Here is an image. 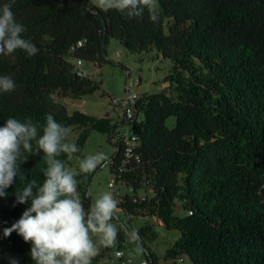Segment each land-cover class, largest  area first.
Returning a JSON list of instances; mask_svg holds the SVG:
<instances>
[{"label":"trees","instance_id":"obj_1","mask_svg":"<svg viewBox=\"0 0 264 264\" xmlns=\"http://www.w3.org/2000/svg\"><path fill=\"white\" fill-rule=\"evenodd\" d=\"M5 3L12 4L26 28L24 38L38 52L0 55V76L16 84L14 91L0 92V127L10 117L31 118L42 135L52 114L61 125L79 130L75 156L92 132L106 134L116 147L107 161L113 181L126 190L115 195L118 208L130 225L134 218H149L176 235L165 259L264 264V0H158L155 22L147 9L129 17L90 0H0V6ZM111 40L130 53L155 51L170 63L167 86L140 94L135 103L129 124L138 141L128 157L119 139L123 122L69 113L55 99H77L100 89L93 76L75 72L72 60L100 69L111 63L106 57ZM23 155L28 157L20 173L27 179L16 177L0 197V264H9V257L35 264L31 242L16 232L3 234L30 206V201L16 203L15 193L31 180L42 185L45 179L43 152ZM58 159L68 161L66 154ZM99 168L76 176L86 209ZM151 226L144 223L135 231L145 264L158 260L147 245L156 237ZM122 242L119 233L117 246L101 247L92 264Z\"/></svg>","mask_w":264,"mask_h":264},{"label":"clouds","instance_id":"obj_2","mask_svg":"<svg viewBox=\"0 0 264 264\" xmlns=\"http://www.w3.org/2000/svg\"><path fill=\"white\" fill-rule=\"evenodd\" d=\"M97 7L127 12L129 17L142 16L147 9L153 22L159 18L158 0H97ZM25 32V26L15 18L12 4L0 6V55H11L17 50L28 56L37 54L38 48L24 38ZM15 88V81L10 76H0V92H11ZM69 131L52 114L46 116L42 135L31 118L21 122L10 117L0 127V197L7 195L6 189L16 177L20 181L27 179L20 173V165L28 157L24 153L42 151L46 158L42 185L31 180L15 193L16 203L30 201V206L3 233L8 237L16 232L25 242H31L30 256L35 264H92L99 246H117L118 230L112 221L119 211L118 201L111 192H104L86 209L78 191L77 171L58 159L61 154H66L69 161L75 159L78 162L80 173L90 174L98 167H106L108 157L102 152L83 158L75 156L80 149L75 143L67 142ZM88 196L91 197L90 192ZM129 239L138 242V233L131 232ZM138 251L142 248L138 247ZM9 264H19V261L9 257Z\"/></svg>","mask_w":264,"mask_h":264},{"label":"rangeland","instance_id":"obj_3","mask_svg":"<svg viewBox=\"0 0 264 264\" xmlns=\"http://www.w3.org/2000/svg\"><path fill=\"white\" fill-rule=\"evenodd\" d=\"M93 4L97 5V0H90ZM120 44L116 40H111L106 49V57L111 63L104 64L99 69V72L94 68L91 63L85 62L93 73V79L101 83L100 89L91 95H87L77 99L55 97L61 104L67 107L69 113L73 111H80L87 115L95 116L98 118H111L115 119L111 110L108 108L109 97L122 98L126 95V89L130 93H154L163 90L167 84L163 83L165 76L168 74L170 63L163 60L155 51L141 54L130 53L124 48L119 51ZM174 124V119L167 121L168 126ZM69 134L67 142L74 143L75 137L79 130L75 127L68 128ZM118 131H122L119 128ZM104 153L109 159L115 154L116 147L107 141L106 134L92 132L84 144V147L79 157L83 158L89 154ZM77 171L79 174L78 162L73 159L72 161L65 162ZM113 175L110 172L109 164L106 167H100L94 179L88 188V193H91V202L93 199L98 198L104 192H109L108 182L113 181ZM118 195L122 197L126 190L117 185ZM143 195V192H139ZM114 199L115 195H113ZM177 210L176 214H179ZM117 227L118 234L121 233L123 242L119 248L124 254V260H130V264H139L144 260L143 252L138 251L141 248L136 242L129 239L131 232L141 228L144 223L152 225V230L155 232L156 237L147 241V245L154 251L157 256V264H173V260L165 259V251L169 248L176 238L173 232H168L160 227L159 222L149 218H134L131 225L127 223L125 214L121 209L117 212L116 218L112 221ZM95 239V237H94ZM99 246V253H101ZM114 250L108 251L103 254L93 264H125V261L114 257ZM178 262V261H176ZM179 264H191L187 259H184Z\"/></svg>","mask_w":264,"mask_h":264},{"label":"built area","instance_id":"obj_4","mask_svg":"<svg viewBox=\"0 0 264 264\" xmlns=\"http://www.w3.org/2000/svg\"><path fill=\"white\" fill-rule=\"evenodd\" d=\"M83 45V42L80 41L77 43V47ZM75 72L82 76V77H92L93 73L87 66H84L85 61L81 59H73L72 60ZM93 65V64H92ZM95 68L96 66L93 65ZM99 72V68H95ZM139 94L137 93H130L128 89H126V95L122 98L117 97H109L108 100V108L111 110L112 114L114 115L115 122H123L121 125L122 131L119 132V139L124 146L125 155L128 157L135 148L138 138L135 134L131 132V125L129 124L130 121L135 116V103L139 98ZM141 118V115L138 116ZM108 189L112 195H117V185L114 181L108 182ZM114 257L119 259H124V254L120 249L114 251ZM125 261V260H124ZM126 264H130V260L125 261ZM139 264H145L144 261H141Z\"/></svg>","mask_w":264,"mask_h":264},{"label":"water","instance_id":"obj_5","mask_svg":"<svg viewBox=\"0 0 264 264\" xmlns=\"http://www.w3.org/2000/svg\"><path fill=\"white\" fill-rule=\"evenodd\" d=\"M119 51H122V48L121 47L119 48Z\"/></svg>","mask_w":264,"mask_h":264}]
</instances>
